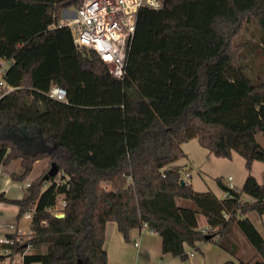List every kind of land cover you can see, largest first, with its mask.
Masks as SVG:
<instances>
[{"label":"trees","instance_id":"obj_1","mask_svg":"<svg viewBox=\"0 0 264 264\" xmlns=\"http://www.w3.org/2000/svg\"><path fill=\"white\" fill-rule=\"evenodd\" d=\"M79 2L0 0V58L10 61L3 79L15 87L0 98V167L20 159L22 172L11 178L22 181L38 160L49 162L26 198L0 191V204L18 205L19 217L35 210L31 233L13 254L30 246L23 264H107L106 224L114 221L127 240L135 228L157 232L162 252L183 260L185 244L197 248L215 237L237 256V229L256 254L225 264H264V235L248 216L264 215V184L252 173L254 161L264 162L257 140L264 133V80L252 79L247 44L236 43L246 23L264 33V0L143 6L123 79L94 50L77 47L69 27L58 26V10ZM54 85L66 89L67 101L49 96ZM193 138L216 157L237 152L245 159L242 188L219 177L224 197L194 189L183 167L172 165ZM53 162L59 172L46 179Z\"/></svg>","mask_w":264,"mask_h":264},{"label":"crops","instance_id":"obj_2","mask_svg":"<svg viewBox=\"0 0 264 264\" xmlns=\"http://www.w3.org/2000/svg\"><path fill=\"white\" fill-rule=\"evenodd\" d=\"M182 147L186 156L180 158L172 165L183 167L186 174H189L191 180L188 181L193 185L195 190L201 192L212 191L220 198L224 197L226 194L218 182L216 187H214L213 184L209 186L206 185L208 182L205 178L200 176V173H196L194 176L191 172L193 168L203 171L207 175L208 180L210 177H215L216 179L221 177L225 184H229L228 179L232 177L234 186L236 188H242L247 178L248 170L246 168L245 159L237 152H234L231 158L216 157L214 154H211L208 149L201 146L197 138L184 142ZM41 161H43L44 164L38 176L43 173L49 164L48 159L38 160L35 164ZM20 169V159L12 160L10 163L0 167V191L5 192L6 196L12 199L26 198L29 194L27 184L38 177H33L25 182L24 180L30 175L29 174L22 181L13 180L11 175L13 173H18ZM252 173L259 183L264 184V162L258 160L254 161ZM246 199L251 200V198L247 196ZM177 202L179 205L191 207L189 202H185V199L178 198ZM19 218L18 205L6 202L0 204V232L7 236L16 234L15 236L21 237L23 241V239H26L30 235L31 231L28 234L20 232ZM198 221L200 228H208L206 218L202 223L198 216ZM253 221L258 230L264 235V215L258 216L257 221ZM232 235L240 246L237 256L230 254L222 248L218 243V237H215L199 243L197 248L185 244L188 258L183 260L180 257H174L169 253L164 254L162 252V237L157 232L146 227L135 228L130 232V239L127 240L119 231L117 223L109 221L106 224L104 249L107 252V264H225L228 260L239 262L241 259L249 260L253 258L256 254L255 250L243 235L237 229H234ZM3 247L4 246L0 245V261L2 264H23L24 254L30 251V249H27L24 253L16 254L12 252V254L8 256L2 253ZM15 256L19 258L16 260Z\"/></svg>","mask_w":264,"mask_h":264},{"label":"built area","instance_id":"obj_3","mask_svg":"<svg viewBox=\"0 0 264 264\" xmlns=\"http://www.w3.org/2000/svg\"><path fill=\"white\" fill-rule=\"evenodd\" d=\"M161 1L81 0L72 16H64L58 19V26L69 27L77 47L94 50L108 65L110 73L118 79H123L139 11L145 5L159 7ZM9 64V60L0 58V88L4 89L0 93V98L15 89L3 79V74ZM48 94L54 99L67 101V91L61 86H52ZM228 180V185L235 187L232 177H229ZM27 185L29 186L30 183ZM34 214L35 210L30 209L25 216L33 218ZM20 241L22 240L18 236L11 237L0 232V245L4 246L2 253L5 255H11L13 252L12 247Z\"/></svg>","mask_w":264,"mask_h":264},{"label":"rangeland","instance_id":"obj_4","mask_svg":"<svg viewBox=\"0 0 264 264\" xmlns=\"http://www.w3.org/2000/svg\"><path fill=\"white\" fill-rule=\"evenodd\" d=\"M80 2H81V0H80ZM77 6H69V7L60 8L58 10L59 19L64 17V16H68V17L72 16L75 13ZM236 43H246L247 44L244 52H245L246 57H247L246 63L248 65V73L254 81H256V82L263 81L264 80V33H262L259 29H257L253 24L246 23L244 32L241 36L236 38ZM257 140L262 145H264V133L263 132L259 133L257 135ZM14 160H16V159H14ZM16 162H19V161H16ZM43 164H44L43 161L35 164L34 169L32 170L30 175L24 181L27 182L31 178L37 177L40 174V170H41V167ZM21 172H22V168L19 170L18 173H21ZM191 172L194 176L196 175V173H200V176H202L203 178H205V180H207L208 184H206V185L212 186V184H213L214 187L217 186V180L215 177H213V178L210 177L208 180L207 175L203 171H201L200 169L193 168L191 170ZM182 174L186 180H189V181L191 180L190 176H188V174H186L184 169L182 170ZM104 185L110 186L109 184H104ZM58 201L61 202V198H59ZM185 202H189L191 207H193L194 209H197V207L193 201L185 199ZM25 213H27V211ZM25 213L19 218V227H20V232L28 234L31 231V220L32 219L26 218ZM198 216L200 218V221L203 223L205 216L201 213H199ZM248 216H250L252 218V220L257 221V219H258V215L255 213H250ZM18 258H19L18 256H15L16 260ZM0 264H2L1 261H0Z\"/></svg>","mask_w":264,"mask_h":264},{"label":"water","instance_id":"obj_5","mask_svg":"<svg viewBox=\"0 0 264 264\" xmlns=\"http://www.w3.org/2000/svg\"><path fill=\"white\" fill-rule=\"evenodd\" d=\"M58 172H59V169H58L57 165L53 162L52 165H51V167H50V169H49V171H48V173H47V175H46V179H48L49 176H51V175L58 174ZM180 182H181V184H184L185 183V180L184 179H181ZM64 215H65L64 213L57 214V216H59V217H63ZM207 237L209 238V236H207Z\"/></svg>","mask_w":264,"mask_h":264}]
</instances>
